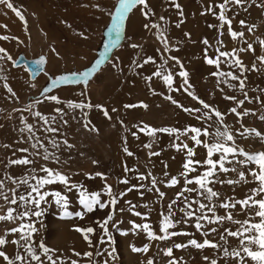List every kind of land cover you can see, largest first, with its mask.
Listing matches in <instances>:
<instances>
[{
  "label": "rangeland",
  "instance_id": "rangeland-1",
  "mask_svg": "<svg viewBox=\"0 0 264 264\" xmlns=\"http://www.w3.org/2000/svg\"><path fill=\"white\" fill-rule=\"evenodd\" d=\"M11 2L21 9L27 24H23L11 10L0 5V25H4L1 21L4 18L5 22L10 19L13 22L16 21L14 31L9 30L10 26L13 27L12 25L7 26V29L0 27V35L10 37L7 41L0 40V47H3L12 57V60L5 58L7 64L0 61V180L5 182L4 191L9 199L12 197V189L16 190L17 196L20 194L26 195L30 189L26 185L19 184V180L32 175H45L40 171L42 167L60 171L70 177L71 182L82 183L90 191H101L104 184L107 183L118 194L132 184L142 183L135 177L139 174L146 175L144 166L148 162L150 163L149 151H155L161 144L162 152L159 157L166 160L167 164L162 161L161 164L152 166V170L149 171L152 176L156 177L158 181H166L171 176H178L176 174L182 171L185 153L177 152L171 147L174 137L165 133H157L156 141L152 144V148L148 149L144 145L150 142V137L141 132H137L139 139L131 135V132L136 131L133 125L142 126V123L153 128L174 127L183 129L188 125L204 126L200 121L176 108L170 101L165 100L163 95H152L149 91V82H146L143 77L150 76L156 70V65L150 63L143 68H137L133 61L142 63L147 57H152L156 64H160L164 48L157 39L156 29H137L140 21H144L146 24L159 23L163 26L160 17H164L167 21L168 30L166 35L169 47L173 49L168 53H164L165 58L174 56L181 61L184 69L189 74V82L193 85L192 90L200 99L225 114L224 122L231 126L234 134L236 129L242 131L241 124L248 128H256L264 134V121L259 119L261 115H264V65H261L257 59V57L264 56V47L259 44V40H264V0H245L242 6L231 3L228 5L229 11L226 15L232 20L233 30L245 33L243 40L238 38L235 41L227 34V26L221 29L224 32L223 36L219 35L217 28L208 27L209 24L219 25V21L211 13L206 12L207 6L212 4L213 10L218 14L219 8L215 6L223 3V0H175V3L180 4V9L174 7L173 0H147L154 15H150L148 19H145L140 11V6L135 7L127 14L119 43L111 48L104 62L89 78L87 85L81 81L51 87L46 95H56L62 101L59 105L44 100L41 93L45 88H49L51 81L58 76L71 75L72 73L79 74L91 68L96 60L100 59V54L104 52L105 45L108 44L110 39L107 34L108 26L111 23L110 13L115 10L116 0H11ZM181 11L183 16L180 15ZM202 13L205 14L202 15ZM181 20H183V23L177 28L176 24ZM241 20L245 21V26H241ZM251 25H255V28L253 32L249 33L247 26ZM185 33L189 35L186 36ZM11 37L17 39L14 40ZM204 39H207L209 44L212 45L208 52L213 57L216 55L217 39L222 40L224 43L222 51H231L233 48L238 49L241 47L247 48V43L253 45V51L239 53L240 59L248 69L245 73L247 77L245 90L248 92L251 102L245 101L244 105L237 110L243 112L247 109L254 112L255 115L250 114L239 118L238 122V117L228 111L236 105L233 101L223 99L225 94L236 96L237 100L244 99V96L238 90H229L224 85H220L221 88H224V92L219 90L216 84L217 78L210 75L211 72L216 70L215 67L204 63V49L207 47L202 43ZM133 44L138 47L132 48L131 45ZM175 49H178V51ZM126 53L130 58L125 56ZM19 54L29 60L44 56L47 59L46 70L38 75L34 81H30L29 74L24 66L14 67L13 62ZM113 64L116 67H113ZM124 64H127V68ZM174 64V61L169 60L166 66L173 74L179 71V66H174ZM253 64L260 70L253 71ZM122 66L126 70L123 69L122 71ZM133 66L137 69L136 76L130 73L134 69ZM145 70L148 71L147 75H144V73L146 74ZM221 70L228 71L229 69L227 66L221 65ZM10 72L17 73V75L11 77L13 80L11 82L8 77L12 74ZM175 81L174 86L178 87L181 82L180 78L176 77ZM5 83L12 88L16 94L15 96L4 88ZM150 83L151 87L158 93L169 94L160 79L154 77ZM171 95L184 107H199L195 101L182 91L171 93ZM37 99L43 102L28 110L27 106ZM69 101L91 104L92 107L70 108L67 103ZM140 102L147 104V109L139 107L126 109L123 106L125 104H139ZM96 105H102L108 111L111 119L106 118L95 107ZM56 108L62 109L63 119H60L61 113L54 111ZM113 108L117 111L113 112ZM35 111H39L46 117L56 116V121L54 123L50 121V126L59 129V131L45 133L43 131V121L34 118L32 115V112ZM85 112L87 113L86 120L84 117ZM21 117L25 118L27 124L34 126L36 135L40 137L48 152L59 157L58 163L54 162L53 159L45 160L43 158L44 148H32L31 145L35 141H29V134L20 131L24 126L21 123ZM64 121H67V124ZM121 121L123 124H121ZM86 122H90L89 128L95 126L98 131L93 132L86 129L84 127ZM125 129H128V131ZM212 130L214 129H210V131ZM52 138H55L57 144H59L58 149L53 148L49 143ZM182 139L184 138L182 137ZM236 139L237 143L250 153L264 151V143H261L259 138L254 135L246 138L237 136ZM64 141H67V144H64ZM69 144L72 145L71 148L67 146ZM6 145L8 147H5ZM189 145L192 146L190 141ZM124 147H127L134 155L127 156L123 151ZM19 149H28V151L22 152L18 151ZM164 150L166 156H164ZM204 152L203 148H197L195 159L202 160ZM24 157H27L33 163L26 166L9 165V160ZM157 160H154V163ZM93 161L96 163H93ZM165 165H167V168H165ZM121 167L134 169L135 171L131 175L130 173L122 175ZM250 167H254V165ZM33 169L36 171L33 172ZM203 170V167L198 169L200 172ZM97 172L103 173L106 179L96 177L95 173ZM165 172L168 173V177L164 176ZM89 175L93 179H89ZM191 175H196V173ZM9 176L17 183L9 180ZM131 176L134 179H131ZM125 178L129 180V185L119 182ZM222 178L238 179V176L236 173H230L227 175L222 174ZM246 178L248 180L252 179L251 176L247 175V171ZM148 180V187H150V179ZM34 183V180L29 179V184ZM160 185L158 183V187L161 189ZM255 186L254 183H241L234 185L216 184L213 187L214 190L220 192L221 200H223L229 197L243 199L249 193V190ZM182 187L183 181L181 179V183L175 187L162 188L161 190L165 193L163 200L154 198V194L158 196L154 190L151 192L146 190V194L149 196L144 193L141 196V189L140 191L134 190L121 198L118 205L111 209L114 212V221L118 222L115 227L111 226V222L109 224V232L112 237L111 244L107 242L100 244L103 233L97 223V221H102L105 218L109 209L100 210L97 208L96 211L88 214L84 220L76 217L64 220L61 218V210L55 205L52 197L49 196L46 197L49 202L41 204L42 216L38 218L30 216L24 222L31 221L38 229L33 234L32 241V246L37 254H40L38 245L42 242L45 246L54 250L50 254L53 255V259L57 260V264H60V260H63V264H71V260H76L77 264H147L149 259L153 261V264H168L169 259L173 258L177 260L178 264H208L203 259L204 256H208L210 260L216 259L217 264H235L232 258L223 256V247H229V250H231V248L238 245V240L232 237L228 238L229 244L223 245L220 249L205 248L204 250H198L191 246L185 249L173 248L172 257L165 256L164 250L172 247L174 243H187L192 238L197 239L198 242L203 241L204 237L195 231L191 223L188 225L180 224L174 229L175 231H187L191 235L176 236L165 241L149 240L144 232L132 229L130 222L137 224L149 223L153 232L161 235L159 231L160 214L162 211L166 212L167 205L176 198V193ZM45 190L61 191L64 194L63 186L59 184L47 185L42 189V191ZM67 195L69 197L68 210H81L78 204V193L73 191L67 193ZM186 195L188 194L186 193ZM191 195L195 196V193ZM102 199L106 200L107 197L102 195ZM125 201H131L132 204L137 205L135 211L147 214V219L130 213L127 210L128 206ZM143 205H148V207ZM8 207L16 210L13 215L24 210L20 207L19 202L17 205H11L0 198V215L6 214ZM175 207H183L182 200L178 201ZM121 208L124 211H120ZM233 211L235 212V210ZM218 214H224V210L221 209ZM181 216L182 214L177 211L175 218L180 219ZM235 218L245 219L246 216L236 212ZM19 223H21L20 220L13 222L0 221V236H5L6 231L17 227ZM77 226H91L95 229L90 236L92 247H89L81 234L74 230ZM223 227L235 230L237 226L226 222ZM121 233L127 234L122 235ZM6 238L9 241L18 239L19 234H9ZM208 238L213 242H219V237L216 234H212ZM105 240H107L106 237ZM20 243L22 245L24 242L21 241ZM146 244L149 246L146 253H133L131 251L132 246L142 248ZM111 249L116 250L115 259L108 255V251ZM0 250L6 251L13 259L19 252L25 258L23 264H36L27 255L24 248L19 245H13L9 242ZM97 250H100L102 255L96 256ZM85 252H92L93 255L86 257L83 255ZM75 253L81 255L77 256ZM41 260L43 264H49L45 256H41ZM0 264H5L2 258H0ZM16 264H21V262H16Z\"/></svg>",
  "mask_w": 264,
  "mask_h": 264
},
{
  "label": "snow or ice",
  "instance_id": "snow-or-ice-1",
  "mask_svg": "<svg viewBox=\"0 0 264 264\" xmlns=\"http://www.w3.org/2000/svg\"><path fill=\"white\" fill-rule=\"evenodd\" d=\"M174 7L180 9V4L175 3L173 0ZM235 4L237 6H242L245 3V0H223V3L216 5L215 7L219 8V13L217 14L213 10V5L209 4L206 8L207 13H211L219 21V25L209 24V28H217L219 35L223 36L224 32L221 31L225 26H227V34L231 37L232 40H237L240 38L243 40L245 35L244 32L234 31L232 28V20L228 18L226 13L229 11L228 5ZM0 5H3L5 8L11 10L16 17L23 24H27L26 18L23 15L20 8L14 6L11 0H0ZM140 6V11L144 15L145 19H148L150 15H154L152 9L149 7L147 0H116L115 10L110 13L111 23L108 26V35L110 37L108 44L105 45V50L100 54V59L96 60L95 64L87 69L82 71L79 74L72 73L71 75H62L51 81V86L45 88L41 95L44 97V100L52 101L55 104H61L62 101L56 95H46L51 90V87H56L59 84L64 83H79L81 81L87 85L89 78L97 71L100 65L104 62L105 57L111 48L115 47L119 43V38L123 30V25L127 14L134 9L135 7ZM260 6V5H257ZM246 10V9H245ZM205 13H202V15ZM180 15L183 16V12H180ZM160 20L163 22V26L159 23L145 24V28L156 29L157 39L161 42L164 48V53L172 51L169 47L167 39V21L164 17H160ZM183 23L181 20L176 24V27L179 28L180 24ZM241 26H245V21H240ZM0 27H7L6 25H0ZM255 25L247 26V31L249 33L253 32ZM83 35V34H81ZM188 36V33H185ZM86 38V37H85ZM8 35H0V40H9ZM11 39H17L16 37H11ZM246 43V41H244ZM205 47L204 49V63L209 66H214L215 71L211 72L210 75L216 77L217 87L221 92H224V88H221L220 85L226 86L229 90H238L244 96V99L237 100L236 96H230L225 94L223 99L235 102V107L230 108L228 111L232 114H235L239 118L255 115L254 112L245 109L243 112H239L237 109L242 107L245 101L251 102L248 92L246 89V80L247 77L245 73L248 69L243 64L242 60L239 57V53L245 51H253V45L247 43V48H233L231 51H222L224 43L222 40L217 39V46L215 48V57L209 55V48L212 45L209 44L207 39L202 41ZM261 47H264V40H259ZM132 48L138 47L137 45H131ZM178 51V49H175ZM54 51V50H53ZM159 51V50H158ZM164 53L161 54V63L156 64V61L152 57H147L143 60L142 63H137L133 61L137 68H143L148 64H155L156 70L150 75L143 77L146 82H149V91L152 95H163L165 100L170 101L176 108L181 109L183 112L187 113L193 119L200 121L204 126H192L188 125L183 129L178 128H153L148 124L133 125V128L136 131L131 132V135L137 139V132L144 133L151 138L150 142L145 144L144 147L151 149L152 144L157 139V133H165L174 139L171 142V147L174 148L177 152L185 153V160L182 164V171L179 172L178 176H171L166 181H158L156 177L152 176L151 172H148L147 175L139 174L135 179L139 181H144L150 179L151 186L148 187L144 183L132 184L127 187L125 190L120 191L118 194L115 193L111 185L107 183L104 184L101 191H90L84 184L79 182H71L70 177L65 174H62L60 171L50 169L48 167H42L40 169L45 175L36 176L32 175L30 177L21 178L19 184L26 185L30 190L25 194H20L17 196L16 190L12 189V197L9 199L8 195L5 193V182L0 180V198H3L5 203L11 205H17L18 202L20 207L24 208L23 211L18 212L16 215L13 213L16 211L12 207H8L6 214L0 215V221H9L13 222L20 220L21 223L17 227H13L10 230L6 231L5 236H0V249H3L7 243L13 245H19L23 247L28 256H30L32 261H35L36 264H43L41 256H45L49 264H57V260L53 259L52 253L54 250L45 246L44 243H39L38 247L40 249V254H37L36 250L32 246L33 234L38 231L37 227L31 221L24 222L28 217H41L43 214V209L41 208L42 203H48L46 197H52L55 205L61 210L62 219H71L76 217L80 220H84L85 217L96 211V209L105 210L109 209L106 212V216L102 221H97L99 227L102 229V237L100 244L105 242L111 244L112 237L109 232V224L115 227L118 223L114 221V212L111 210L114 206L118 205L121 198L128 195L132 191H140V189H145L149 192L155 191L158 194V200H163L165 193L160 190L158 183L164 184L165 187H175L183 181V187L179 192L176 193V198L171 200L167 205V210L162 211L160 214L159 220V231L161 235H157L153 232L151 225L149 223L137 224L135 222H130L133 230L142 231L146 234L149 240H159L165 241L172 237L176 236H189L191 233L187 231H175L180 224L188 225L191 223V226L195 229L196 232L200 233L204 237L202 242H198L197 239L192 238L187 241V243H174L172 247H168L164 250V255L172 257L173 248L175 249H185L191 246L192 248L198 250H204L205 248L210 249H220L223 245L229 244V237L235 238L238 240L237 247L231 248L223 247V256L225 258H232L235 261V264H264V151L250 153L246 151L237 143V136L240 137H251L255 136L259 138L261 143H264V134L258 131L256 128H248L241 124V129H236L235 134L233 133L231 126L227 125L224 122V113L219 111L217 108H214L204 100L200 99L195 92L192 90L193 85L189 82V74L184 69L181 61L174 56H167L165 58ZM12 60V57L8 52L0 47V60L4 59ZM261 65H264V56L257 57ZM169 60L174 61V66H179V71L175 74L172 73L166 66L168 65ZM15 63V62H13ZM33 73L39 71L41 66L45 63V58L40 57L38 60L34 61ZM221 65L227 66L228 71L221 70ZM113 67H116L113 64ZM253 71H259L255 64L252 66ZM139 74V73H137ZM158 78L163 82V85L167 88L169 94L164 95L163 93H158L154 88L151 87V81L153 78ZM180 78V83L178 87H175V78ZM236 82V83H233ZM4 88L7 89L9 93L15 96V92L7 83H5ZM183 92L186 93L193 101H195L199 107H184L176 99L173 98L171 93L174 92ZM259 99V98H257ZM43 101L40 99L35 100L32 104L28 105V110H31L36 105L41 104ZM68 107L70 108H91V104L84 103H73L71 101L67 102ZM103 115L111 119L108 111L102 105H96ZM144 108L147 109L148 105L140 102L139 104H125L124 108L134 109V108ZM55 112L61 113L60 119H63L62 109L56 108ZM113 112H116L117 109L113 108ZM34 118H39L40 121H43V131L45 133H54L58 132L59 129L50 126V121L54 123L57 119L56 116L46 117L42 115L39 111L32 112ZM85 120L87 119V113H84ZM260 120L264 121V115L259 117ZM210 122V123H209ZM21 123L24 125L20 131L27 132L28 140L35 141L32 143V148H44L45 160L53 159L54 162H59V157H56L54 153H49L47 148L41 142L40 137L36 135L34 131V126L27 124L25 118L21 117ZM67 124V121H64ZM89 123L86 122L84 127L90 131H98L95 126L89 128ZM121 124L123 122L121 121ZM210 129H214L210 131ZM128 131V129H125ZM182 137L184 139H182ZM203 137V139H202ZM189 141L192 143V146L189 145ZM49 143L53 148H59L55 138L49 140ZM67 144V141L63 142ZM126 143V140H125ZM69 148L72 145H67ZM5 147H8L7 145ZM197 148H203L205 150L202 160L195 159L197 156ZM18 151L27 152L28 149H19ZM123 151L127 156H133L134 154L128 150L127 147H124ZM160 152L149 151V156H159ZM242 157V159H240ZM33 161L27 157L19 159L9 160V165H30ZM93 163H96L93 161ZM254 167H250L253 166ZM203 167V171L200 172L198 169ZM167 168V165H165ZM247 175L251 176V180L246 178ZM36 170L33 169V172ZM134 169L125 167V173L133 172ZM196 173V175H191ZM230 173H236L238 179L231 178H222L223 175ZM96 177L101 179H106L103 173H95ZM165 177H168V173H164ZM89 179H93L91 175L88 176ZM9 180H12L13 183H17L16 180H13L12 177H8ZM29 179L34 180V184H29ZM125 185H129V180L127 178L119 181ZM249 184L254 183L256 186L249 190V193L243 199H235L229 197L227 199L221 200L220 192L214 190V185H234V184ZM59 184L63 186L64 194L61 191H42L47 185H56ZM191 186V187H190ZM75 191L78 193V204L81 210L78 211H69V197L67 193ZM186 193L188 195H186ZM195 193V196L191 194ZM141 196L143 192H140ZM102 195L106 196L107 199H102ZM183 202V207H175L178 201ZM128 208L127 210L137 217H142L147 219V214H142L139 211H135L137 205L132 204L131 201H125ZM31 206V207H29ZM148 207V205H143ZM223 209L224 214H218V212ZM151 210V209H149ZM235 210V212L233 211ZM120 211H124L123 208ZM177 211H179L182 216L180 219H176ZM236 212L244 214L245 219L235 218ZM194 221V223H193ZM228 222L231 225L237 226L235 230H232L229 227H223V225ZM215 225V226H213ZM222 228V230H221ZM74 230L77 233H80L84 241H86L89 247H92V241L90 236L94 233L95 229L91 226L88 227H75ZM19 234L18 239L9 241L6 237L9 234ZM126 235L127 233H121ZM212 234H216L219 237V242H213L210 237ZM105 237L107 240H105ZM21 241L24 243L21 245ZM222 242V243H221ZM149 246L146 244L142 248L135 246L131 247L133 253L139 252H148ZM115 249L108 251V255L115 259ZM79 256L80 253H75ZM86 257H91L92 252L83 253ZM96 256L102 255L100 250H97L95 253ZM0 258H2L5 264H16V262H24V256L19 254L15 255L14 259L4 250H0ZM203 259L208 262V264H217L216 259H209L208 256H204ZM60 264H63V260H60ZM71 264H77L76 260H71ZM147 264H153V261L149 259ZM168 264H178L176 259H169Z\"/></svg>",
  "mask_w": 264,
  "mask_h": 264
},
{
  "label": "crops",
  "instance_id": "crops-1",
  "mask_svg": "<svg viewBox=\"0 0 264 264\" xmlns=\"http://www.w3.org/2000/svg\"><path fill=\"white\" fill-rule=\"evenodd\" d=\"M145 24H146V22H144V21H140L139 22V28H137V29H146L144 26H145ZM125 56H127V58H130L129 57V55H127V53H126V55ZM127 64H128V62H127ZM126 64V65H127ZM125 65V64H124ZM125 65V66H126ZM123 68H122V71H123V69H124V66H122ZM126 68H127V66H126ZM133 68H134V66H133ZM124 70H126V69H124ZM150 70V69H149ZM132 71V72H131ZM130 71V73H132V75L133 76H136V72H137V69L136 68H134L133 70H131ZM145 72H146V74L144 73V75H147L148 74V71H146L145 70ZM137 89V88H136ZM135 93H138V92H135ZM124 106V105H123ZM158 150V151H157ZM175 150V149H174ZM156 152H160V155H161V152H162V144H161V146L158 148V149H156L155 150ZM155 151H153V152H155ZM159 155V156H160ZM159 156H151V160H150V163L148 162L147 164H146V166H144V173H146V175H147V173L149 172V171H151L152 169H151V167L153 166H156V164H161L162 163V161L164 162V163H166L167 164V161L166 160H162L161 159V157H159ZM164 156H166V154H165V150H164ZM158 159V160H157ZM154 160H157V162L156 163H154ZM132 162H133V160H132ZM121 169V174L123 175H125V169L123 168V167H121L120 168ZM181 172V171H180ZM128 173H130V175L132 174V172H128ZM179 174V173H178ZM178 174H176V175H178ZM132 177V176H131ZM131 179H134L133 177L131 178ZM158 179H160V178H158ZM142 183H144L145 185H147V186H149V180H144V181H142ZM164 184H161L160 186H161V189L162 188H165V186H163ZM160 189V190H161ZM141 191L144 193V194H146V190L145 189H141ZM162 191V190H161ZM149 192V191H148ZM147 196H149L148 194H146ZM155 196H154V198H157L156 200H158V196H156V194H154ZM150 216V215H149ZM64 220H68V219H64Z\"/></svg>",
  "mask_w": 264,
  "mask_h": 264
},
{
  "label": "water",
  "instance_id": "water-1",
  "mask_svg": "<svg viewBox=\"0 0 264 264\" xmlns=\"http://www.w3.org/2000/svg\"><path fill=\"white\" fill-rule=\"evenodd\" d=\"M40 57H44V56H39L33 60H29V59H26L23 55H19L17 60L14 63V67L21 66V65L24 66L29 74V79L33 81L41 72L45 70L46 58L44 57L45 63L41 66V69L33 73V70H32L34 67L33 62L38 60Z\"/></svg>",
  "mask_w": 264,
  "mask_h": 264
},
{
  "label": "bare ground",
  "instance_id": "bare-ground-1",
  "mask_svg": "<svg viewBox=\"0 0 264 264\" xmlns=\"http://www.w3.org/2000/svg\"><path fill=\"white\" fill-rule=\"evenodd\" d=\"M2 9H4V8H2ZM2 9H1V10H2ZM31 15H32V14H31ZM2 17H3V16H2ZM8 18H11V17H8ZM12 18H13V17H12ZM13 19H14V18H13ZM14 20H15V19H14ZM1 21L4 23V25H6V26H8V27H9V25H12V26H13V27L10 26V27H9V30H13V31H14V30L16 29V21L13 22V21L10 19L9 21L5 22V18L2 19ZM32 21H33V20H32ZM3 23H2V24H3ZM17 25H18V24H17ZM3 28H4V27H3ZM6 29H7V28H6ZM35 34H36V33H35ZM34 48H35V47H34ZM32 49H33V48H32ZM0 61H3L5 64H7L6 61H5V59H4V60H0ZM45 70H46V66H45ZM45 70H44V71H45ZM44 71H43V72H44ZM16 72H17V71H16ZM43 72H42V73H43ZM10 73H12V72H10ZM17 73H18V72H17ZM17 73H12L10 76H8L10 82H11V80H12L11 77L17 75ZM18 74H19V73H18ZM21 76H22V75H21ZM12 81H13V80H12ZM40 81H41V80H40Z\"/></svg>",
  "mask_w": 264,
  "mask_h": 264
},
{
  "label": "built area",
  "instance_id": "built-area-1",
  "mask_svg": "<svg viewBox=\"0 0 264 264\" xmlns=\"http://www.w3.org/2000/svg\"><path fill=\"white\" fill-rule=\"evenodd\" d=\"M29 80H30V79H29ZM34 80H35V79H34ZM34 80H33V81H34ZM30 81H31V80H30Z\"/></svg>",
  "mask_w": 264,
  "mask_h": 264
}]
</instances>
